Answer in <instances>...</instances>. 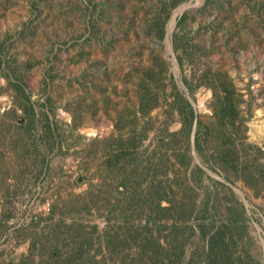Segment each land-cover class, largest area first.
<instances>
[{"label": "rangeland", "instance_id": "1", "mask_svg": "<svg viewBox=\"0 0 264 264\" xmlns=\"http://www.w3.org/2000/svg\"><path fill=\"white\" fill-rule=\"evenodd\" d=\"M145 224L264 264V0H0V264H121Z\"/></svg>", "mask_w": 264, "mask_h": 264}, {"label": "trees", "instance_id": "2", "mask_svg": "<svg viewBox=\"0 0 264 264\" xmlns=\"http://www.w3.org/2000/svg\"><path fill=\"white\" fill-rule=\"evenodd\" d=\"M189 111L190 115L187 119H189L188 130L190 131L195 119L191 105H189ZM200 145L201 137L197 135L196 147L200 148ZM159 210L170 215L181 213L175 209L171 202L169 207H160ZM147 224L139 226L134 232L136 234L130 245L134 244L137 248L131 256L127 257L126 262L122 258L121 264H245L244 256H240L241 258L237 262L231 257L233 254L230 253V248H233L234 243L231 240L230 243L225 241L222 228L211 233L209 237L206 236L205 232H202L206 240L202 237L200 245L189 255V240L186 237H180L179 228L176 224L171 227L172 238L170 240H162L158 233L152 232L151 226ZM231 226L235 225L231 224ZM57 259L58 254L56 257H51L52 262L57 261Z\"/></svg>", "mask_w": 264, "mask_h": 264}]
</instances>
